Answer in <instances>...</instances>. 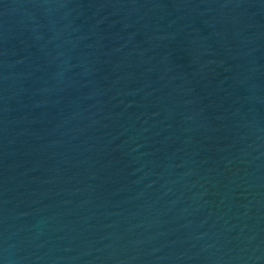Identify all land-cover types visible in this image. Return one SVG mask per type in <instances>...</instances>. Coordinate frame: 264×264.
Listing matches in <instances>:
<instances>
[{"label":"water","instance_id":"water-1","mask_svg":"<svg viewBox=\"0 0 264 264\" xmlns=\"http://www.w3.org/2000/svg\"><path fill=\"white\" fill-rule=\"evenodd\" d=\"M0 264H264V0H0Z\"/></svg>","mask_w":264,"mask_h":264}]
</instances>
